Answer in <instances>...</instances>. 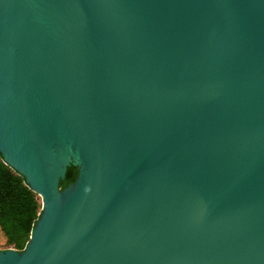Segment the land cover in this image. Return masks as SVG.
<instances>
[{
	"label": "water",
	"instance_id": "95a60500",
	"mask_svg": "<svg viewBox=\"0 0 264 264\" xmlns=\"http://www.w3.org/2000/svg\"><path fill=\"white\" fill-rule=\"evenodd\" d=\"M0 154V264H264V0H0Z\"/></svg>",
	"mask_w": 264,
	"mask_h": 264
},
{
	"label": "trees",
	"instance_id": "16d2710c",
	"mask_svg": "<svg viewBox=\"0 0 264 264\" xmlns=\"http://www.w3.org/2000/svg\"><path fill=\"white\" fill-rule=\"evenodd\" d=\"M78 168H68L62 189L73 184ZM41 212L40 198L25 184V179L3 163L0 154V236L9 248L22 251Z\"/></svg>",
	"mask_w": 264,
	"mask_h": 264
},
{
	"label": "rangeland",
	"instance_id": "374dc122",
	"mask_svg": "<svg viewBox=\"0 0 264 264\" xmlns=\"http://www.w3.org/2000/svg\"><path fill=\"white\" fill-rule=\"evenodd\" d=\"M8 249H11V248H9L5 243H3L2 238L0 236V251L8 250Z\"/></svg>",
	"mask_w": 264,
	"mask_h": 264
},
{
	"label": "built area",
	"instance_id": "2783aa9c",
	"mask_svg": "<svg viewBox=\"0 0 264 264\" xmlns=\"http://www.w3.org/2000/svg\"><path fill=\"white\" fill-rule=\"evenodd\" d=\"M11 249H13V248H11Z\"/></svg>",
	"mask_w": 264,
	"mask_h": 264
},
{
	"label": "flooded vegetation",
	"instance_id": "af4514ba",
	"mask_svg": "<svg viewBox=\"0 0 264 264\" xmlns=\"http://www.w3.org/2000/svg\"><path fill=\"white\" fill-rule=\"evenodd\" d=\"M71 167V166H70Z\"/></svg>",
	"mask_w": 264,
	"mask_h": 264
}]
</instances>
